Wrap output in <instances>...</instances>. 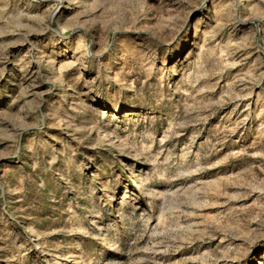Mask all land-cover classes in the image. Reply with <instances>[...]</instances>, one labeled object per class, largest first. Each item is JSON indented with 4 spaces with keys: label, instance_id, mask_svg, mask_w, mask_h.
<instances>
[{
    "label": "rangeland",
    "instance_id": "obj_1",
    "mask_svg": "<svg viewBox=\"0 0 264 264\" xmlns=\"http://www.w3.org/2000/svg\"><path fill=\"white\" fill-rule=\"evenodd\" d=\"M0 264H264V0H0Z\"/></svg>",
    "mask_w": 264,
    "mask_h": 264
}]
</instances>
